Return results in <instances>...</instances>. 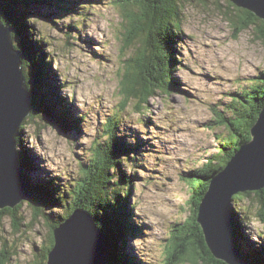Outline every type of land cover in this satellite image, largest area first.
Returning <instances> with one entry per match:
<instances>
[{
  "label": "rangeland",
  "instance_id": "rangeland-1",
  "mask_svg": "<svg viewBox=\"0 0 264 264\" xmlns=\"http://www.w3.org/2000/svg\"><path fill=\"white\" fill-rule=\"evenodd\" d=\"M126 1L130 4L123 0H64L60 4L46 0L36 2L30 8L28 20L34 24V34L40 36L37 49L42 47L44 51V62L36 61L43 58L41 52L36 51L38 55L32 57V70L41 72L42 83L54 84V92L59 90V79L62 81L65 97L71 101L73 112L80 116V120L76 129L67 132L68 127L63 124L64 127H61L46 115L35 119L25 116L20 127L21 140L18 142L19 133L16 145L25 143L27 152H23V158L26 163L29 157L32 158L34 170L30 176L34 180L55 181L52 183L56 185V195L59 196L54 197L55 204H48L46 210L55 220H65L75 205L73 200L78 186L94 179L93 170L88 176L89 170L85 172V169L91 168L95 155L105 152L101 148L92 156L93 148L98 143L108 145L106 124L110 117L119 118V135L125 136L127 141L135 137L136 148L131 158L126 160L127 173L133 178L131 191L129 187H123L109 192L114 194L120 206L117 211L113 205L109 206L108 213L112 217H107L113 220L114 214L119 212L121 216H128L126 220L129 223L128 231H122V243L126 247L122 249L124 253H120L118 262L139 264L129 242L140 230L131 223L129 208L136 209L140 205L142 212L153 217L159 215L160 222L156 223L151 235L167 246L163 249L166 257L164 264H176L178 253L172 257V262L169 260L172 247L177 242L174 232L181 229L192 215L191 198L200 194L198 190L205 183L208 184L206 195L217 180L221 171L212 175L204 169L210 162L218 164L223 157L222 143L233 137L227 125L217 122L219 114L235 116L236 111L229 106L233 98L248 89L252 78L264 71V41L255 36L252 27L241 30L236 38V29L231 23L234 16L228 14L229 3H233L231 0L181 1L183 36L179 40L186 49V55L181 53L183 58L177 60L176 42L165 45L167 54L175 60L171 62L179 63L175 67L177 84L173 89L168 84V88L173 90L171 93L157 86L144 110H140L142 100L137 94H130L133 87L130 80L141 74L132 72L130 80H127L129 75L125 76L127 59L136 55V45L128 44V36L131 21H136L147 33L150 27L141 22L145 11L137 0ZM79 6L81 10L76 13ZM174 24L178 25V22L174 20ZM26 71L29 74L30 68L26 67ZM45 71L48 75L44 74ZM134 82L142 83L139 79ZM27 85L33 88L36 83ZM58 102L63 103L59 96ZM33 110L37 111L32 104ZM84 116L85 119L81 118ZM25 136L33 145V150L28 148ZM25 182L28 184L27 179ZM50 194L53 196L54 192ZM204 194H200L202 199L197 215L200 224H203L201 206ZM33 198L32 195L29 201L25 199L22 202L19 214L23 222L18 217L13 218L20 224L19 231L10 216L2 213L5 207H0V215L4 217L0 220V237L8 239L15 250L8 264H33L35 252L41 257L42 242L49 238L45 220L34 221L35 205L30 203ZM256 198V193L251 192L241 201V214L236 217L240 222L247 221L252 214L264 222L259 215L260 205ZM228 203L227 198V209L233 205V202ZM242 234L243 251L263 248L264 243L257 246L250 240L244 227ZM106 238L109 245L108 236ZM113 245L118 248L117 239ZM1 246L0 242V249ZM151 247L155 250V245ZM51 249L47 252V261ZM190 249L197 248L193 246ZM110 250L106 264H116ZM243 254L240 245L236 244L233 263L241 264L243 257L249 264H261V261L254 263L247 260ZM39 262L37 260L36 264ZM140 264L145 262L140 261ZM152 264H155L154 259ZM177 264L194 263L182 260Z\"/></svg>",
  "mask_w": 264,
  "mask_h": 264
},
{
  "label": "trees",
  "instance_id": "trees-1",
  "mask_svg": "<svg viewBox=\"0 0 264 264\" xmlns=\"http://www.w3.org/2000/svg\"><path fill=\"white\" fill-rule=\"evenodd\" d=\"M45 1L46 0H0V18L6 24H10L14 28L13 37L14 40H16L14 41V45L22 52V69L26 76L27 83H36V86L33 88L29 86V89L33 97V105L36 107L37 111L35 112V110H33L29 117L35 119L37 117L43 118V116L46 115L48 118H52L54 122L58 123L61 127H68L69 129L66 130L68 132V130L76 129V127L79 126L78 121L80 120V116L74 114L71 104H68L66 99L60 96L59 90L58 92H54V84L50 82L47 83L46 81L42 83L44 78L41 77L43 76L41 72L37 71L35 73L32 70V57L37 56V52H41L43 58L36 61L40 63L44 62V51L42 47L37 49L39 43L33 38L35 27L34 24L28 20V12L36 2L43 3ZM54 1L59 4L64 2V0ZM123 1L130 4V2L126 0ZM181 1L183 0H137V3L145 11L141 22L143 25L150 27V29L149 33H147L143 28L138 26L136 21H131L128 44L136 45V51L134 52L136 55L127 59L125 76L129 75L127 80H130L132 72L135 73V71H137L141 74L137 76L135 73V78L130 80L133 82L131 83L133 87L131 88L130 94L135 93L138 95L137 97L142 100L143 107L139 108L140 110H144L149 96L157 91V86L159 88L163 87L164 90L162 91L171 93L173 90L168 88V84L171 89L177 84L178 77L175 67L176 63H179L177 61L171 62L175 60L167 54L165 45L169 42H176L183 36ZM186 1L189 0L183 2ZM229 5V13H227L230 15L232 13L231 16H234V21H231V23L235 26L236 38L241 30L252 27L254 28L255 36L264 41V20L249 9L237 6L235 3L233 4L231 2ZM135 17L137 18V15ZM174 20L178 22V25L174 24ZM18 39L19 41H17ZM26 67L30 68L29 74L26 71ZM44 74L48 75L46 71ZM138 79L141 80V84L134 82V80ZM58 96L63 100V103L58 102ZM38 104L39 107L37 108ZM229 106L236 111L235 116L219 114L220 118L217 122L227 125L231 129L233 137L229 139L228 142L222 143L221 151L223 157L219 159L220 161L218 164H212L210 162L204 169V171L212 173V175L218 171L220 172L238 149L252 139L251 128L254 123H256L259 113L264 107V71L260 75L253 77L252 85L245 91H242L238 97L233 98V102ZM81 118L85 119V116ZM119 125L120 121L116 117L109 118L106 124V134L109 139L108 145L103 146L98 143V145L93 148L94 151L92 152V156H94V152L97 154L101 148L104 149L105 152L95 155L92 158L94 162L90 166L91 168L85 169V172L89 170L88 176L92 174L93 170L94 179H88L89 182L84 185L79 182L81 187L78 186L77 188V194L73 200L75 205L68 213L69 215L76 209L85 210L93 216L99 228L106 233V236H108L111 241L114 242L117 239L118 248H115L113 245L110 250V255H113L116 264H120L118 262L120 253H124L122 249L126 247L125 244L122 243V231L125 229L128 231L129 223L126 220L128 216L123 214L121 216L119 212L114 214L115 219L112 218L113 220L107 217L112 215L108 213L109 206L113 205L115 211H117L120 206L118 205L120 203L114 198V194L109 192H116L123 187H129V191H131L133 178L127 173L126 160L131 158V154L136 148V145L124 139L125 136L119 135ZM25 127L26 124L24 129ZM20 140L21 133L18 136V142ZM19 152L21 161L23 162V173L28 180L26 190L27 193H31L34 197L33 200L30 201V203L35 205V207H33V209H35L34 215L36 216L34 221L43 219L49 227V238L42 242L43 245H41V257L35 252L33 264H36L37 260L40 261L39 264H46L47 252L53 248L55 244L54 231L64 220H55L46 210L48 204H55L56 198L54 197L59 196L56 195L58 189L56 185L52 183L55 182L53 179H49V181L41 179L38 181L30 176V172L34 170V163L30 157L29 160H31V162L28 160V163H26L23 158V152H27L24 142H22ZM24 157L27 159L25 154ZM193 175H191V179ZM126 182H128V184H126ZM207 187L208 184H203L198 192L201 195L204 194ZM52 192H54L53 196L50 194ZM58 193L62 194L61 192ZM250 193V191L239 192L233 198L232 214L234 238L236 239V243L240 245L244 253L243 255L247 260L254 263L261 261V264H264V246L263 248L257 247V250L255 249L251 252L243 251L241 243L243 236L242 221L240 222V220L236 218L241 214L239 212L241 201L245 197H249ZM255 193L258 197L256 198L258 199V204L260 205L259 215L264 219V189L256 191ZM200 194H195L191 198L193 206V213L191 211L192 215L187 219L181 229H177L174 232V240L177 242L172 247V255L169 257V260L172 262V257L178 253L179 256L176 260V264L178 262L180 263L182 260L190 261L194 264H229L224 260L216 258L212 253L211 249L208 247L202 224L197 221V215L199 214L198 209L202 199ZM49 198L52 201L49 202ZM27 201H29V199ZM46 201L49 203H46ZM22 204L21 202L15 208L5 207V211L2 212L10 216L13 223L16 224L17 231L20 230V224L13 220V218L18 217V219L23 222L20 215L21 213L19 214ZM3 219L4 217L0 215V220ZM1 222L2 221H0V223ZM200 234H202V236H200ZM7 240L8 239H2V237H0V242L2 243L0 249V264H8L13 256V252H15L10 241ZM193 246L197 249L191 250L190 248ZM196 250L198 253L195 252ZM199 250L201 251L200 253ZM167 264L175 263L167 262Z\"/></svg>",
  "mask_w": 264,
  "mask_h": 264
},
{
  "label": "water",
  "instance_id": "water-1",
  "mask_svg": "<svg viewBox=\"0 0 264 264\" xmlns=\"http://www.w3.org/2000/svg\"><path fill=\"white\" fill-rule=\"evenodd\" d=\"M264 19V0H231ZM14 28L0 18V207L14 208L25 199L26 177L16 151L19 125L32 113V95L22 69V52L14 45ZM252 139L228 160L208 189L201 206L206 241L216 258L234 264L232 206L239 192L264 189V107L251 128ZM228 203V204H230ZM229 206V205H228ZM47 264H106L109 245L96 220L83 209L73 211L54 231ZM241 264L245 262L243 257Z\"/></svg>",
  "mask_w": 264,
  "mask_h": 264
},
{
  "label": "clouds",
  "instance_id": "clouds-1",
  "mask_svg": "<svg viewBox=\"0 0 264 264\" xmlns=\"http://www.w3.org/2000/svg\"><path fill=\"white\" fill-rule=\"evenodd\" d=\"M80 6L76 13L80 12ZM33 38L36 42H40V36L33 33ZM176 49V59L181 60L183 58L181 53L186 55V49L183 47V43L179 39L176 41ZM52 69L55 71L54 66H52ZM59 85L60 96L66 99L65 92L62 86V81L60 79ZM205 99L209 98L205 97ZM66 101L68 104H71L70 100L66 99ZM212 102H214V100ZM18 130H20V125ZM24 140L28 148L33 150V145L28 142V138L26 136L24 137ZM127 142L134 145L136 143V139L135 137H132ZM16 151H20L19 145H16ZM35 153L41 157L38 151H35ZM152 159L154 160V157ZM43 167H45V163ZM129 171H131V168H129ZM165 183H167V181H165ZM141 207L142 206L138 205L136 209H132L131 207L129 208L131 211V223H133L135 227L140 230V233L138 235H133L131 237L129 246L134 256L139 261V264L140 261H144L145 264H152L153 259L155 264H164L166 257L163 253V249L167 246L159 243L151 235V233L155 231L156 223L160 222L159 215L153 217L147 213L142 212L140 210ZM242 226L244 227L245 234L250 237V240L254 242L257 246H260L262 243H264V238H261L262 236H264V222H261V220L255 214L250 215L247 221L242 220ZM152 245H155V250H153V248L151 247Z\"/></svg>",
  "mask_w": 264,
  "mask_h": 264
},
{
  "label": "bare ground",
  "instance_id": "bare-ground-1",
  "mask_svg": "<svg viewBox=\"0 0 264 264\" xmlns=\"http://www.w3.org/2000/svg\"><path fill=\"white\" fill-rule=\"evenodd\" d=\"M112 5H114V4H112ZM244 8V7H243ZM245 9H247V8H245ZM20 38V37H19ZM19 40V39H18ZM26 44V43H25ZM24 45V44H23ZM28 46V45H27ZM21 47V46H20ZM113 112V111H112ZM235 114V113H234ZM119 119V118H118ZM145 145V144H144ZM205 195V194H204ZM206 196V195H205ZM24 201V200H23ZM22 201V202H23ZM132 206H134V205H132ZM233 233V237H234V231L232 232ZM102 234L103 235H106L103 231H102ZM212 253L214 254V252L212 251Z\"/></svg>",
  "mask_w": 264,
  "mask_h": 264
}]
</instances>
